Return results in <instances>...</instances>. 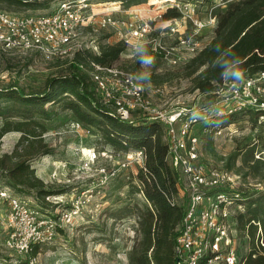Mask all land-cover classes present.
I'll list each match as a JSON object with an SVG mask.
<instances>
[{"label": "rangeland", "instance_id": "374dc122", "mask_svg": "<svg viewBox=\"0 0 264 264\" xmlns=\"http://www.w3.org/2000/svg\"><path fill=\"white\" fill-rule=\"evenodd\" d=\"M60 1L33 9L8 6L0 1V8L12 13H50L57 8ZM186 1L188 0L91 1L97 15L109 11L123 21L137 17L138 24L140 20H151L153 36L167 50H171L167 57L150 53L155 58L150 73L154 79L149 78L145 85L152 103L160 109L200 107L210 101V97L193 89L189 79L172 75L193 56L187 46L180 44V37L203 46L213 36L214 28L210 23L197 33L194 26L181 17L168 21L162 19V14L168 8ZM191 1L197 2L199 16L203 20H210L215 6L219 4V0ZM90 26L84 41L94 52H99L101 45L120 41L117 30L113 27H100L99 17L96 16ZM133 42L137 43L138 40L133 39ZM147 47L155 51L150 45ZM133 48L131 44L127 45V50L116 65L138 74L143 69L141 64L138 65ZM70 60L71 57L49 59L35 52L0 49V88L15 87L27 93L40 92L48 78L71 72ZM157 88L161 92H157ZM139 117L140 114L133 113L135 120L142 119ZM41 121L46 127L44 140L54 151L52 154L38 156L30 163L46 188L56 192L51 195V200L55 201L54 196H59L62 202L59 205L54 201L44 204L43 198L37 197L35 191L30 193L27 189L11 187L7 178L0 174V261L4 264H19L26 260V256H20L5 245L9 230L6 225L9 205L7 197L1 193L25 199L42 213L49 214L58 213L70 205L74 196L84 194L82 216L73 225L65 226L53 242L40 246L36 264H130L129 257L132 253L151 244L145 229L152 231L154 223L151 205L144 196L142 183L137 177L139 167L144 164L135 157L137 149L116 148L106 143L96 129L88 126L83 125L84 129L76 130L73 113L58 105L50 119ZM4 122V118L0 117V129ZM222 128V134H217L216 129L210 128L205 132L206 126L203 124L193 130L199 137V165L203 166L206 173L216 167L226 169L218 156H227L239 147L244 148L264 138V125L260 122L255 124L246 115L239 116L236 121ZM20 137L19 131H11L2 136L0 156L16 154L15 147ZM256 157L264 159V151L257 152ZM17 158L18 155L14 157L15 160ZM237 163L240 165L241 160ZM231 172L241 175L238 183L240 191L254 195L264 191L263 176L251 175L244 179L242 174ZM185 185V180L181 177L178 195L181 203L186 199L183 192ZM235 239L239 256L249 251V239L244 234L237 230Z\"/></svg>", "mask_w": 264, "mask_h": 264}, {"label": "trees", "instance_id": "16d2710c", "mask_svg": "<svg viewBox=\"0 0 264 264\" xmlns=\"http://www.w3.org/2000/svg\"><path fill=\"white\" fill-rule=\"evenodd\" d=\"M0 1L8 6L33 9L56 0ZM213 16L216 24L210 41L172 73L174 77L189 79L194 90L210 97L207 105L217 99L219 89L226 82L219 75L222 69L218 65L223 58L217 46L229 49L242 60L245 76L264 71V0H234L225 7H215ZM180 17L182 14L173 7L162 14L164 21ZM126 50L124 41L101 45L99 52L80 50L70 60L71 72L48 78L40 92L27 93L15 87L0 88V117L5 120L0 138L11 131L21 132L15 147L16 154L0 156V174L7 178L9 186L27 189L30 193L35 191L37 197L43 198L44 204H49L47 197L56 192L46 188L30 162L54 151L44 140L46 127L41 119H50L57 105L70 110L77 122L96 129L106 143L122 150L144 151V164L139 167L137 177L151 205L154 223L152 231L145 229L151 244L132 253L130 264H177L175 244L183 225L186 205L174 202L179 195L181 177L168 161L169 142L165 127L159 121L146 118L135 121L121 118L115 108L102 102L89 73L92 62L116 65ZM148 50L153 55L164 56L163 52ZM218 57L221 59L218 60ZM149 78L154 79V76ZM241 115L248 116L255 124L260 122L264 125V120H260L264 111L246 108L222 115V119L214 120L211 127L228 125ZM263 151L264 138L244 148L239 147L227 156L218 157L226 169L242 174L244 179L251 175L264 177V159L256 157L257 152ZM239 159L240 165L237 163ZM225 189L217 187L207 190V193ZM240 196L236 202L244 204L245 211L237 210L235 213L237 230L249 239L250 244L249 251L239 256L240 264H264V191L255 195L240 191ZM39 248V245L34 246L32 257H37Z\"/></svg>", "mask_w": 264, "mask_h": 264}, {"label": "built area", "instance_id": "2783aa9c", "mask_svg": "<svg viewBox=\"0 0 264 264\" xmlns=\"http://www.w3.org/2000/svg\"><path fill=\"white\" fill-rule=\"evenodd\" d=\"M91 1L61 0L57 8L50 13H12L0 8V49L35 52L49 59H73L76 52L90 49L84 40L90 24L97 16L100 27H113L117 30L120 41L127 45L134 46L136 43L133 39H137L144 41L155 51L163 52L166 57L171 54V50H167L161 41L153 36L151 20H140L138 24L137 17L133 18L135 21H123L109 11L97 15L93 11ZM231 1L234 0H219L217 6L225 7ZM172 7L179 10L181 18L191 23L197 33L208 27L209 23L215 27L216 18L213 15L210 20L200 18L195 1L188 0ZM180 44L187 46L193 56L205 46L190 43L181 37ZM91 67L89 73L102 102L115 108L121 118L135 120L133 113H138L139 118L159 121L165 127L169 142L168 161L180 177L184 178L186 184L183 190L186 195L183 203L186 205V214L175 244L177 264H240L235 241V213L237 210L245 211V205L236 202L241 198L238 184L241 175L217 167L208 173L204 172L203 166L199 165V137L193 130L203 124L206 126L205 132L210 128L216 129L217 134L223 133L222 126L211 127L205 122L207 115L200 118L211 105L219 106L222 115L240 112L246 108L264 111V71L244 76V81L235 88L225 82L211 105L182 106L167 110L154 106L146 85L141 86L137 82V75L132 70L95 62L91 63ZM81 68L84 67L81 65ZM156 91L161 92V89L157 88ZM260 120H264V115L260 116ZM73 125L76 130L84 129L80 122L76 121ZM135 155L137 160L144 162L145 154L142 149L137 150ZM217 187L226 189L207 193V190ZM1 195L7 197L9 205L6 218L9 230L5 245L20 256H26L25 262L19 264H36L37 257L31 256L34 246L53 242L65 226L69 227L78 221L84 208V194L74 196L70 205L58 213L50 214L42 213L20 197L8 196L6 193ZM54 198L55 201L48 196L47 200L61 204L59 196ZM175 201L181 203L178 197ZM0 264L4 263L0 261Z\"/></svg>", "mask_w": 264, "mask_h": 264}, {"label": "clouds", "instance_id": "9594fccd", "mask_svg": "<svg viewBox=\"0 0 264 264\" xmlns=\"http://www.w3.org/2000/svg\"><path fill=\"white\" fill-rule=\"evenodd\" d=\"M133 51L143 69V71L137 74L136 80L143 86L149 82V76L155 58L150 54L147 44L144 41H138L134 45ZM217 51L221 52V57L223 58V62L218 65L222 69L219 72L220 78L229 82L233 88L238 87L244 81L245 76L241 66L243 63L242 60L229 49H222L217 46ZM221 57L217 59L220 60ZM205 115L208 116L205 122L211 125L214 120L222 119V109L219 106L211 105L200 115V118H203Z\"/></svg>", "mask_w": 264, "mask_h": 264}]
</instances>
